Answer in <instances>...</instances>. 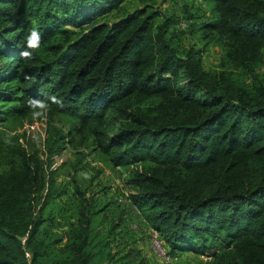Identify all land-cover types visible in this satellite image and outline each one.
I'll return each mask as SVG.
<instances>
[{"label":"trees","instance_id":"16d2710c","mask_svg":"<svg viewBox=\"0 0 264 264\" xmlns=\"http://www.w3.org/2000/svg\"><path fill=\"white\" fill-rule=\"evenodd\" d=\"M126 1L0 0V123L31 115L29 98L45 100L51 118L74 122L67 137L91 140L128 171L130 205L172 259L264 264V0H205V46L183 52L162 10L111 18ZM34 29L40 47L22 59ZM207 45L221 51L213 70L203 66ZM64 139L49 131L39 154L0 130V264H51L42 236L63 195L54 160ZM76 191L78 227L52 264H95V251H107L91 201Z\"/></svg>","mask_w":264,"mask_h":264},{"label":"rangeland","instance_id":"374dc122","mask_svg":"<svg viewBox=\"0 0 264 264\" xmlns=\"http://www.w3.org/2000/svg\"><path fill=\"white\" fill-rule=\"evenodd\" d=\"M146 4L166 12L176 21L175 27L170 30L169 40L180 51L192 46H205L199 33L201 24L211 15V5L205 0H127L123 8L114 12L111 18L121 17ZM207 46L203 66L206 70H213L220 63L221 51L215 46ZM259 73L264 76V65ZM73 126L74 122L70 118H51L48 112L42 118L11 116L3 118L0 123L2 132L10 138L19 137V142L27 150L38 151L39 154L43 153L49 131L56 129L66 136L64 141L67 144L64 143V148L54 160L57 185L63 189V195L48 210L50 214L42 237L51 247L45 262L52 264L66 257L68 240L78 227L79 207L83 203L77 194L78 189L91 201L96 213L95 233L106 241L107 251H95V264H125L133 259L137 262L144 259L145 264H194L193 255L169 258L168 249L162 240L154 239L153 230L130 205L129 191L124 183L128 171L112 167L98 151L93 150L91 140L80 135L67 137ZM3 168L8 169L9 166ZM157 246L162 247L163 253L157 250ZM106 252L114 255L109 263L106 261Z\"/></svg>","mask_w":264,"mask_h":264},{"label":"clouds","instance_id":"9594fccd","mask_svg":"<svg viewBox=\"0 0 264 264\" xmlns=\"http://www.w3.org/2000/svg\"><path fill=\"white\" fill-rule=\"evenodd\" d=\"M40 33L37 30H32L25 38V48L21 50V58L31 60L34 58V52L40 47ZM28 79L29 77H25ZM51 103L62 106V101L55 95H51L47 98ZM27 106L31 110V116L33 119L42 118L46 116L50 109L49 103L45 100L36 98H29L27 100Z\"/></svg>","mask_w":264,"mask_h":264},{"label":"built area","instance_id":"2783aa9c","mask_svg":"<svg viewBox=\"0 0 264 264\" xmlns=\"http://www.w3.org/2000/svg\"><path fill=\"white\" fill-rule=\"evenodd\" d=\"M153 234H155V235H154V239H159V240H161L159 234H158L156 231H153ZM159 240L156 241L158 244H159V242H158ZM157 250H158L160 253H163V250H162V247H161V246H157ZM164 256H165V254H164ZM169 258H170V256H169Z\"/></svg>","mask_w":264,"mask_h":264},{"label":"crops","instance_id":"0c3cea01","mask_svg":"<svg viewBox=\"0 0 264 264\" xmlns=\"http://www.w3.org/2000/svg\"><path fill=\"white\" fill-rule=\"evenodd\" d=\"M184 257H192V255L184 256ZM195 257V256H194Z\"/></svg>","mask_w":264,"mask_h":264}]
</instances>
